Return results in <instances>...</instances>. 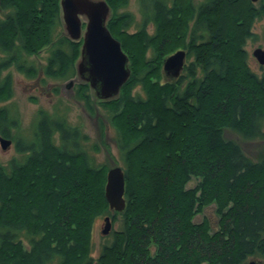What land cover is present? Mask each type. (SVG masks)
Segmentation results:
<instances>
[{"label":"trees","instance_id":"1","mask_svg":"<svg viewBox=\"0 0 264 264\" xmlns=\"http://www.w3.org/2000/svg\"><path fill=\"white\" fill-rule=\"evenodd\" d=\"M59 1L0 0V137L18 155L0 163V264H264V153L252 160L223 136L227 129L264 139V72L250 69L244 48L264 0H139L137 26L120 12L129 0H104L130 76L112 99H93L86 82L74 98L114 128L122 212H111L105 198L109 166L89 154L64 113L39 110L30 137L15 134L10 67L42 83L77 73L82 39L61 32ZM178 49L191 61L165 78L163 61ZM43 50L39 77L22 53ZM209 206L216 229L204 217L194 222ZM105 215L122 224L94 259L93 224Z\"/></svg>","mask_w":264,"mask_h":264},{"label":"rangeland","instance_id":"2","mask_svg":"<svg viewBox=\"0 0 264 264\" xmlns=\"http://www.w3.org/2000/svg\"><path fill=\"white\" fill-rule=\"evenodd\" d=\"M194 1L199 2L200 0H194ZM259 1L260 0L256 2L251 1V3L257 5ZM59 11H60V1H59ZM120 12L130 13L135 19V25L137 26V24H139L141 20L140 17L141 15L139 10V0H129L128 6L126 8L120 9ZM80 20L82 26L81 35H83L87 20L84 17H80ZM60 22H61L60 25L61 32L67 36L66 31L64 29V23L61 18V11H60ZM250 28H251L250 29L251 32H253L254 34V37L246 40L244 44V48L248 54V64L250 69L253 72H255L257 75H261L264 72V67L261 66L256 61L252 53L256 48H261L264 50V15H262V17L260 18L253 17L251 20ZM135 31H136V27H131L129 29V33H133ZM148 32H152L151 26L148 27ZM178 50H183L186 52L185 49H178ZM48 54L49 52L46 50L40 51L39 53H37V55L34 56H27L26 54L22 53V59H26L27 63L33 64L34 67H36L39 71L38 72L39 77H41L42 75L40 73V68L45 64ZM5 56L6 55L4 53L0 52V58H3ZM186 56H187V52H186ZM186 61H191V59ZM182 71L183 69L181 70V72ZM8 72L11 73L13 78L14 92H13V97L7 106L12 110V112L17 114L19 119V128L17 131H15V134H19L22 137L29 138L31 134L32 124L37 120L38 111L44 110L48 113H53L54 111L57 110L58 112L64 113L66 115L68 123H70L71 125H78L81 128L83 134L86 136V140L82 142V144L86 147L89 154L95 158L97 163L105 164L109 166V169L115 166H119L123 169L124 166L122 164V158L120 157V154L117 150L115 143L114 128L104 118L103 114L105 113L101 111L100 113L96 112V114L90 115L86 112L82 104L74 98L75 88L79 84L84 83V81L79 78L77 73L74 78L69 80L58 81V80L50 79V80H46L45 83H42L39 81V78L27 77L24 74L17 72L14 67H10L8 69ZM5 73L7 72H4L3 74L5 75ZM162 73L165 78L176 79L169 77L168 75L165 74L163 70V65H162ZM70 83L71 85H69ZM134 92L140 93L139 88H136ZM91 96L93 99L96 97L93 90H91ZM99 123L103 125L104 128L103 131ZM262 131L264 132V123L262 125ZM223 136L225 139H229L237 143L241 147L243 153L252 160H257L264 153L263 138L243 139L240 134L227 129L224 130ZM101 140L104 141L103 146L107 147L108 150L100 145ZM93 145H97L96 152H94L93 150ZM17 156L18 155L14 151L13 142L6 150H3L0 146V163H2L3 165H6L11 158ZM194 183L195 181L192 180L188 185L191 187L194 185ZM214 210H215L214 206L207 207L202 213V215H198L195 217L194 222L198 223L204 217L209 221L212 229H216L217 217L215 215ZM107 216L111 218L110 215L101 216L98 217L93 224L91 241L93 248L92 257L94 259L98 256L102 246L104 244L110 243L112 231L119 230L122 224L120 216L117 217V220L114 224L112 223V218H111V230L109 231L108 234L103 235L102 230L105 225L104 218ZM250 263L260 264V262L258 263V260L255 258L248 259L246 264H250Z\"/></svg>","mask_w":264,"mask_h":264},{"label":"water","instance_id":"3","mask_svg":"<svg viewBox=\"0 0 264 264\" xmlns=\"http://www.w3.org/2000/svg\"><path fill=\"white\" fill-rule=\"evenodd\" d=\"M256 2L258 0H251ZM61 18L67 37L72 41L82 39L76 72L81 80L89 84L100 100L116 97L130 76L128 58L121 44L108 30L106 22L110 9L104 0H60ZM80 17L86 18L83 35ZM253 57L264 67V50L256 48ZM186 52L178 50L165 58L163 70L166 75L177 78L185 65ZM71 85V83L69 84ZM11 140L0 137V146L6 150ZM125 176L121 167L115 166L107 171L105 198L109 209L121 212L125 208ZM102 234L111 230V218H104ZM253 264V263H250Z\"/></svg>","mask_w":264,"mask_h":264}]
</instances>
